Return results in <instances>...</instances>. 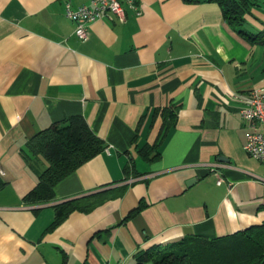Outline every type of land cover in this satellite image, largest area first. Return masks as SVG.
Segmentation results:
<instances>
[{"label":"crops","instance_id":"crops-1","mask_svg":"<svg viewBox=\"0 0 264 264\" xmlns=\"http://www.w3.org/2000/svg\"><path fill=\"white\" fill-rule=\"evenodd\" d=\"M67 2L90 0H0V264H138L185 238L263 224L264 164L244 148L233 94L264 89V44L249 38L264 33V0L245 13V33L217 2H124L126 19L96 20L88 40ZM77 115L106 149L52 201L27 204L31 163L48 167L27 162L29 141ZM99 191L115 195L50 229L55 204Z\"/></svg>","mask_w":264,"mask_h":264},{"label":"trees","instance_id":"trees-1","mask_svg":"<svg viewBox=\"0 0 264 264\" xmlns=\"http://www.w3.org/2000/svg\"><path fill=\"white\" fill-rule=\"evenodd\" d=\"M183 1L217 2L226 20L240 33H245L242 29L245 13L257 4V0ZM249 38L264 44V33L250 35ZM162 112L165 119L171 115L169 123L174 121V111ZM105 149V141L91 130L83 116H71L39 132L29 141V153L25 154V158L30 163L32 156L43 157L48 162V167L40 172L36 164L31 163V167L37 172L38 184L25 196L24 201L31 205L52 201L55 198V186L62 179ZM4 186L5 182L0 178V190ZM114 195L109 191H99L55 204V220L50 229L59 225L73 211H90ZM138 209L140 208L135 210ZM148 259L155 264H264V223L213 240L185 238L154 254L142 252L137 256L138 264Z\"/></svg>","mask_w":264,"mask_h":264},{"label":"built area","instance_id":"built-area-1","mask_svg":"<svg viewBox=\"0 0 264 264\" xmlns=\"http://www.w3.org/2000/svg\"><path fill=\"white\" fill-rule=\"evenodd\" d=\"M124 2L137 10L135 0H90L89 3L77 8H74L71 2H67L65 14L75 23L76 36L81 40H88L91 24L96 20L116 18L124 21L126 19ZM233 97L242 103L240 115L248 125L244 148L251 157L264 164V89L254 88L246 92H235ZM218 167L220 165L213 164L211 170L220 185L224 179Z\"/></svg>","mask_w":264,"mask_h":264}]
</instances>
